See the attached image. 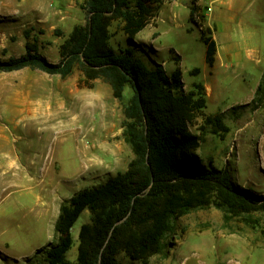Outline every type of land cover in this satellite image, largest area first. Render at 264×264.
Masks as SVG:
<instances>
[{"label":"rangeland","instance_id":"obj_1","mask_svg":"<svg viewBox=\"0 0 264 264\" xmlns=\"http://www.w3.org/2000/svg\"><path fill=\"white\" fill-rule=\"evenodd\" d=\"M60 2L13 0L11 4V0H0V22L5 21L0 29L10 30L12 39L19 37L9 44L11 56L26 52L21 33L26 29L31 36L45 34L48 59L59 62L55 40L65 41L63 31L51 34L47 28L24 21L36 19L42 6L58 9ZM169 16L168 4H164L158 18L160 35L154 41L160 52L152 49V26L131 43L115 23L111 46L117 51L133 49L150 68L165 61L170 74L178 67L175 49L182 56L188 86L211 82L213 92L207 96V107L196 114L191 130L199 135L207 115H221L230 131L222 139L207 126L195 153L207 167H228L234 183L264 196V102L255 99L256 78L249 75L258 71L238 69L239 77L234 78L230 70L227 77L215 81L208 74L206 44L201 37L202 31L212 37L204 20L193 17L192 22L186 20L184 26L175 27ZM2 52L0 48V58ZM194 68L200 73L189 72ZM43 75L46 81L40 87L38 78L31 87H21L20 81L28 75L0 72V110L6 108L3 99L7 93L46 94L41 98L42 113L20 120L13 113L5 114L4 123H0V264H46V251L58 241L55 224L63 201L85 188L106 183L127 170L134 158L123 133V104L113 96L109 84L97 79L89 87L79 69L66 79ZM125 95L127 101L132 90L126 89ZM253 218L255 223L235 218L226 226L219 209L194 210L175 220L163 253L150 257L147 263L125 254L118 258L120 264H264V215L255 213ZM88 222L91 214L86 210L72 230L74 243L67 253L72 261L77 259L80 228Z\"/></svg>","mask_w":264,"mask_h":264},{"label":"trees","instance_id":"obj_2","mask_svg":"<svg viewBox=\"0 0 264 264\" xmlns=\"http://www.w3.org/2000/svg\"><path fill=\"white\" fill-rule=\"evenodd\" d=\"M82 8L87 21L61 44L59 62L40 52L38 38L28 30L26 53L0 58L1 73L31 68L66 79L79 69L89 87L97 79L109 84L123 104V133L134 153L127 170L63 201L55 224L58 241L46 251V264H120L121 254L147 263L168 247L175 220L212 206L223 212L226 226L235 218L255 223V213L264 215V196L234 183L228 167H207L195 153L207 126L222 139L230 131L221 115H207L201 134L191 130L196 114L207 107L204 85L195 83L187 92L180 68L170 75L162 64L148 67L131 48L111 46L115 23L135 43L157 8L142 0H85ZM201 37L206 61L213 66L216 42L204 31ZM126 89L132 90L127 101ZM255 99L264 102V76ZM86 210L91 222L80 228L77 259L72 261L67 258L72 230Z\"/></svg>","mask_w":264,"mask_h":264},{"label":"crops","instance_id":"obj_3","mask_svg":"<svg viewBox=\"0 0 264 264\" xmlns=\"http://www.w3.org/2000/svg\"><path fill=\"white\" fill-rule=\"evenodd\" d=\"M11 0V4H12ZM85 0H61L60 7L58 9H52L51 7L42 6L39 9L37 18L34 20H26L29 25L35 27L47 28L49 33H54L57 29H61L66 35V38L73 31L74 27L79 24H85L87 21L86 10L82 8ZM149 5L157 8L156 14L151 20V23L146 26H152L153 33L151 34V45L152 49L156 52L161 50L154 45V41L160 35L158 31V18L160 15V8L164 4H168L169 17L175 27L184 26L186 20L192 22V15L194 17H200L204 20L205 26L210 30L211 36L217 45L216 60L213 66L208 63L207 68L208 74L217 81L218 78L227 77L230 70H232V75L234 78L239 76L235 73L238 69L242 70H256L257 74L249 73L250 76L256 78V88L255 93L262 81L264 76V0H145ZM14 7H11L13 10ZM85 15V17H83ZM0 23H5L1 21ZM182 23V24H181ZM1 27V26H0ZM25 28V27H23ZM26 30V29H25ZM25 30L23 29L21 33L24 34L25 41L24 45L26 48L27 38L25 36ZM145 28L139 32L136 36V42L138 41V36L142 33ZM10 30L0 29V48L2 52V59H9L12 57L8 52L10 42H15L17 39H12L9 36ZM123 33V32H122ZM124 34V33H123ZM33 35L32 37L38 38L39 50L42 54L49 57L50 54L46 52L47 48L44 47L45 43L43 41V36ZM20 36V35H19ZM62 38V37H59ZM113 38V37H112ZM58 41L59 50L55 53L60 61V46L64 42ZM52 42L50 43V45ZM175 60L178 63V68L182 71L183 82L185 84L184 88L187 92L193 89L195 83H200L205 87L206 99L209 93L212 94L213 89L211 88V82H192L191 85H187L184 78L183 59L175 49ZM26 53V52H25ZM23 53V54H25ZM22 54V55H23ZM21 56V55H20ZM176 57L178 59H176ZM57 58V59H58ZM56 59V60H57ZM207 62V61H206ZM166 71L167 64L164 61L162 64ZM175 68H172L174 72ZM43 71L34 70L31 68H24L21 70L9 72L14 74H26L29 77H25L20 81L21 87H31L36 82L38 78V86L44 84L46 79ZM172 72V73H173ZM190 73H200V69L194 68L189 70ZM171 73V74H172ZM168 74H170L168 72ZM170 74V75H171ZM56 78H60V75H54ZM60 76V77H59ZM62 78V77H61ZM110 86V85H109ZM46 94H33L30 92H20L18 94L10 92L4 95L3 102L7 103L5 110H0V123H4L5 114L13 113L15 117L19 120L21 117L26 115H38L42 113L43 105L42 97ZM208 102V101H207ZM19 122V121H18ZM3 151L7 153V149L3 148Z\"/></svg>","mask_w":264,"mask_h":264}]
</instances>
